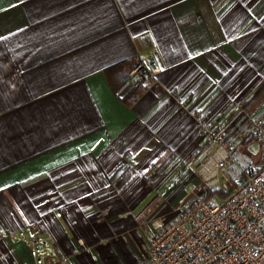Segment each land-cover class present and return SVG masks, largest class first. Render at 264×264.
Instances as JSON below:
<instances>
[{"label": "crops", "instance_id": "1", "mask_svg": "<svg viewBox=\"0 0 264 264\" xmlns=\"http://www.w3.org/2000/svg\"><path fill=\"white\" fill-rule=\"evenodd\" d=\"M262 109L264 0H0V264H35L1 235L31 225L56 264H139L204 130L233 144Z\"/></svg>", "mask_w": 264, "mask_h": 264}, {"label": "built area", "instance_id": "2", "mask_svg": "<svg viewBox=\"0 0 264 264\" xmlns=\"http://www.w3.org/2000/svg\"><path fill=\"white\" fill-rule=\"evenodd\" d=\"M160 70L153 54L140 55L123 82L136 86ZM204 134L206 144L190 163L198 181L184 185V198L170 213L142 215L151 239L139 264H264V109L237 131L233 144L222 129ZM241 157L247 166L233 175L230 166ZM208 163L215 169L210 180L200 174ZM212 190L226 196L208 197ZM1 235L23 242L35 264L62 260L51 236L36 225Z\"/></svg>", "mask_w": 264, "mask_h": 264}, {"label": "clouds", "instance_id": "3", "mask_svg": "<svg viewBox=\"0 0 264 264\" xmlns=\"http://www.w3.org/2000/svg\"><path fill=\"white\" fill-rule=\"evenodd\" d=\"M246 166H247V159L244 157H241L240 159H237L235 161V164L233 166H230V171L232 172L233 175L238 176L244 170V167ZM214 171L215 169H213L212 165L208 163V164H205L204 167H202L200 174L204 179L210 180L211 174Z\"/></svg>", "mask_w": 264, "mask_h": 264}, {"label": "trees", "instance_id": "4", "mask_svg": "<svg viewBox=\"0 0 264 264\" xmlns=\"http://www.w3.org/2000/svg\"><path fill=\"white\" fill-rule=\"evenodd\" d=\"M137 60V59H136ZM136 60H133L132 62H129L127 64V73L135 66V63H136ZM214 194H216L219 198H224L226 196L225 193H223L222 191L220 190H212L208 193V197H211L213 196Z\"/></svg>", "mask_w": 264, "mask_h": 264}, {"label": "rangeland", "instance_id": "5", "mask_svg": "<svg viewBox=\"0 0 264 264\" xmlns=\"http://www.w3.org/2000/svg\"><path fill=\"white\" fill-rule=\"evenodd\" d=\"M152 212V211H151ZM151 212H148V211H146L145 213H143V214H148V216H153V215H156V214H152ZM142 214V215H143ZM141 219H142V216H141ZM140 222H141V220H140ZM140 224V223H139ZM141 225V224H140ZM142 226V225H141Z\"/></svg>", "mask_w": 264, "mask_h": 264}]
</instances>
